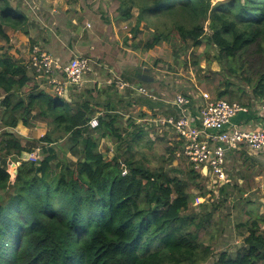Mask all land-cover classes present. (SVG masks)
<instances>
[{
	"label": "trees",
	"instance_id": "obj_1",
	"mask_svg": "<svg viewBox=\"0 0 264 264\" xmlns=\"http://www.w3.org/2000/svg\"><path fill=\"white\" fill-rule=\"evenodd\" d=\"M124 3L120 1L121 16L126 19L131 17L132 6L138 8L134 37L141 23L153 29L144 50L172 42L175 32L186 49L205 46L199 58L228 68V74L217 80L213 98L250 104V96L229 76L242 73L244 54L255 47L261 70L248 85L252 97L264 100V0H141L127 7ZM7 26L26 34L34 23L19 6L0 0V40L4 42L9 40ZM29 81L28 64L0 45V123L9 128L28 127L35 111L60 136H67L68 152L79 155L72 162L60 159L51 145L57 139L47 130L39 138L45 142L43 158L19 160L36 146L23 144L11 129L2 130L0 264L206 262L213 249L202 242L199 230L208 227L213 238L214 227L219 231L224 226L218 219L212 223L214 209L195 212L187 181L139 162L128 146V155L121 151L126 133L131 142H137L150 131L144 132L142 124L128 119L132 129L126 132L109 103L97 115L98 125L91 127L88 122L96 109L89 99L68 101L35 87L26 96L20 95ZM105 137L116 144L109 158L100 149ZM179 146L180 142L168 146V152L175 154ZM8 160L19 161L13 179ZM187 172L193 179H206L191 167ZM247 209L237 214L240 219L234 223L243 236L242 245L233 252H220L208 264H264V213L251 216Z\"/></svg>",
	"mask_w": 264,
	"mask_h": 264
},
{
	"label": "rangeland",
	"instance_id": "obj_2",
	"mask_svg": "<svg viewBox=\"0 0 264 264\" xmlns=\"http://www.w3.org/2000/svg\"><path fill=\"white\" fill-rule=\"evenodd\" d=\"M32 1L34 0H28L29 4H27L26 0H8L25 12L32 11ZM67 1L71 4L76 3V9H70L72 12L70 15L76 14L78 23L76 55L87 57L91 68L85 74L91 81L81 89L70 87L68 98L75 101L89 99L96 109V117L109 103L120 115L121 122L119 123L122 129L127 127L126 132L132 129L130 125L127 126L128 119H134L137 124H142L144 132L150 131V133L142 136L143 138L137 142H131L130 136L126 133V142L121 148L124 155L130 152L136 160L146 166L161 167L170 175H177L187 181L190 185V193L194 197L191 208L195 212L201 213L214 209L212 223H216L218 219L221 225L224 223V226L219 231L216 226L214 227L215 236L213 238L208 233V227L205 230L204 228L199 230L202 242L212 245L213 253L206 262L198 264H208L214 261L222 251H235L242 245L243 238L234 225L235 221L240 219L238 215L241 216L247 208L258 210L264 205L262 201L264 184L253 183L257 181L254 177L264 171V162L251 160L246 150L241 149L228 154L227 173L231 178L228 184L216 186L208 178L193 179L187 172L190 167L185 160L181 156L177 157L168 152V146H178L179 141L176 135L169 129L156 126L153 122L144 123L143 117L138 115L143 112L147 118H153L170 113L171 108H168L166 101L171 100L177 92L194 96L207 92L215 97L217 80L223 76L222 74H228V68H222L216 61L208 63L205 59L199 58L198 55L204 51L205 46L202 44L196 51L186 49L175 32L172 33V42H162L150 50H144L142 46L152 37L153 29L141 23L140 32L134 37L132 29L136 23L138 8L136 5L132 6L131 17L126 19L121 16L120 7V1H124V7H127L131 3L138 4L141 0ZM212 1L214 3L218 0ZM40 25L43 27L41 34L30 39L29 50L33 45L45 50L40 38L47 27L43 22ZM210 52L212 53L213 49ZM258 55L255 47L248 49L244 54L245 67L241 70L242 73L236 77L229 76L234 85L244 89L246 95L250 96V106L260 101L259 98L252 97V89L248 85L249 79L254 78L257 71L261 70ZM193 61H196L197 65ZM28 73L30 81L22 88L20 95L26 96L34 87L50 93L46 81L36 77L29 69ZM118 82L125 83L126 86L121 88ZM140 87L144 90L139 91ZM31 121L28 127L18 124L16 128H9L0 123V134L3 129L13 130L21 138L23 144L35 145L33 150L40 147L39 159H42L41 145L45 142L39 141V138L49 130L57 139L51 145L58 157L67 159L68 162L77 159L79 153L73 155L67 150V136H60V133L53 130V127L49 126L45 119L40 118L35 111ZM126 146L130 147L129 152ZM115 147L116 144L110 137H105L100 141V149L107 158L114 155ZM239 178L243 181L239 182ZM221 188L223 191L220 190ZM198 196H202L204 200L197 202Z\"/></svg>",
	"mask_w": 264,
	"mask_h": 264
},
{
	"label": "built area",
	"instance_id": "obj_3",
	"mask_svg": "<svg viewBox=\"0 0 264 264\" xmlns=\"http://www.w3.org/2000/svg\"><path fill=\"white\" fill-rule=\"evenodd\" d=\"M28 69L47 82L50 93L63 97L65 88L84 87L85 74L91 70L89 59L82 55H74L65 63H60L50 52L33 45L27 61ZM119 87L126 86L118 82ZM139 88V91H143ZM171 112L153 118L143 117V122H153L171 130L180 142L175 155L186 160L187 164L201 172L205 178L216 186L230 182L228 171V154L245 149L247 153L264 154V100L250 106L237 101L213 98L207 92L199 96L174 93L171 100L166 101ZM88 124L98 125L96 116ZM37 147L33 151L23 152L19 160H39ZM17 162L8 160L7 170L10 178L15 175ZM207 167L203 173V167ZM123 173L125 167L122 165ZM204 200L197 197V202Z\"/></svg>",
	"mask_w": 264,
	"mask_h": 264
},
{
	"label": "crops",
	"instance_id": "obj_4",
	"mask_svg": "<svg viewBox=\"0 0 264 264\" xmlns=\"http://www.w3.org/2000/svg\"><path fill=\"white\" fill-rule=\"evenodd\" d=\"M26 2L29 4L28 0ZM32 2V11L24 12L29 22L35 20L33 22L34 26H30L26 34L20 30H15L8 26L5 27L9 40L7 42L0 41L3 42L0 45H6L5 48L8 49L9 53L27 63L30 51L28 44L32 37L42 31L43 27L40 24L43 22L47 28L43 30L44 33L41 35L40 42L45 46V50L53 54L60 63L67 62L71 58L70 56L76 55V30L78 31V23L76 22V14L70 15L72 13L70 9H76V3L71 4L67 0H34ZM85 79L84 85L91 81L88 77H85ZM248 155L251 160L264 162V154L253 155L248 153ZM254 179L257 180L253 181L256 185L264 184V171L255 176ZM242 181L243 179L239 178V182ZM262 201L264 202V199ZM247 210L251 216L262 214L264 213V205L258 210L250 208Z\"/></svg>",
	"mask_w": 264,
	"mask_h": 264
},
{
	"label": "water",
	"instance_id": "obj_5",
	"mask_svg": "<svg viewBox=\"0 0 264 264\" xmlns=\"http://www.w3.org/2000/svg\"><path fill=\"white\" fill-rule=\"evenodd\" d=\"M1 98L2 97H0V100H1ZM63 98L66 99V100H68V101L70 100L68 98V88L67 87L65 88ZM206 171H207V167L205 166V167H203V173H206ZM15 172H16V169H15Z\"/></svg>",
	"mask_w": 264,
	"mask_h": 264
}]
</instances>
